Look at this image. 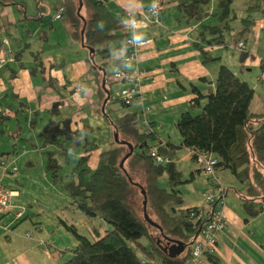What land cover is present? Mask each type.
Wrapping results in <instances>:
<instances>
[{"label":"crops","instance_id":"obj_1","mask_svg":"<svg viewBox=\"0 0 264 264\" xmlns=\"http://www.w3.org/2000/svg\"><path fill=\"white\" fill-rule=\"evenodd\" d=\"M8 1L23 3L27 17L23 19L12 4L0 6V54L6 49L12 56L22 51L18 62L0 69V164L4 163L5 169L16 168L14 163L23 158L27 167L35 160L36 153L39 160H43L44 153L55 154L58 149H63L67 163L64 164L62 158L56 157V160L66 167L64 173L72 180L74 160L91 149L87 153V166L93 170L99 153L113 141L110 122L125 113L135 115V127L139 133H143L142 123L148 125L155 143H147L146 147L177 146L180 137L174 124L178 116L188 111L196 97L213 91V82L221 65L253 90L249 111H264V91L259 88L264 85L258 82L260 75L264 76L261 69V66L264 68V19L260 16L259 0H233L236 20L229 23L231 30L224 35V44L220 46L209 44L206 37L198 41L199 27L209 22L208 17L201 23L186 26L176 21L179 18L175 9L178 0H165L157 24L134 32L135 40L150 42L136 53L135 66L144 73L138 98L121 109L115 108L119 102L113 99L117 87L106 78V88L111 94L102 104L105 96L100 95L101 77L96 78L89 72L86 62L89 54L81 42L73 38L69 17L62 15L59 20H51L54 12L63 7L64 0ZM96 1L118 19L122 29L117 34L126 33L127 38L131 35L126 28L128 20L145 15L152 2ZM36 4L42 9V16L37 17ZM247 8H256L251 13L253 24L246 33L239 35L238 21L244 17ZM211 9L212 3L208 11ZM80 14L83 16L84 12ZM238 43L243 45L242 49H237ZM105 45L107 49L104 50L110 55L107 61L116 57L122 59L130 51L123 45L118 54L113 53L115 43L98 47ZM197 45L215 60L204 63L197 52ZM99 63L96 58L95 64ZM111 67L112 71L118 69L113 64ZM95 80H98L97 84ZM204 103L205 99H199L198 107L191 113L197 114ZM53 109L57 118H53ZM53 119L58 124L54 133L63 131L61 136H57L59 147L41 148L40 133ZM69 134L76 137L65 140ZM118 138L122 140L124 137L118 135ZM172 162L181 173L182 180L187 181L177 189L181 205L167 208L172 218L180 219L188 209L203 208L202 196L211 185L200 174L189 150L176 151ZM25 174V177H16L17 169L6 175L0 171V188L13 190L16 196L18 194L11 199L12 208L0 215V264H59L70 256L67 251H72L77 244L65 226L72 227L87 239H95L103 233L94 228L93 222L107 231L105 226L108 225L100 219L79 217L70 203L61 212L55 200L45 201L38 193L25 191L21 180L24 183L26 179L30 181L29 173ZM215 175L220 186L231 189V192L222 196L223 203L219 208L225 217L226 227L218 235L211 257L216 264H264V212L254 219L247 218L232 192L243 190V186L226 170H217ZM164 183L166 185V179ZM19 211L22 213L19 220L23 221L15 226L14 216ZM53 211L59 214L55 215ZM27 233L29 238L25 237ZM202 264L210 263L205 259Z\"/></svg>","mask_w":264,"mask_h":264},{"label":"trees","instance_id":"obj_2","mask_svg":"<svg viewBox=\"0 0 264 264\" xmlns=\"http://www.w3.org/2000/svg\"><path fill=\"white\" fill-rule=\"evenodd\" d=\"M259 1L260 16L264 19V0ZM80 2L81 8L77 12L76 0H64L62 15L69 17L73 38H77L83 48L93 49V54L86 59L88 70L96 78L100 75V95L105 96L101 88V71L105 72L106 61L110 55L107 50H98V46L115 43L112 52L118 54L128 35L117 34L121 32V24L100 2ZM211 3L212 9L209 12ZM232 3L233 0H178L175 9L179 18L176 21L188 26L201 23L208 17L209 22L199 27L198 41L206 37L209 44L220 46L224 44V35L231 30L229 23L236 20ZM4 4L14 5L26 20L23 3L0 0V6ZM35 8L37 17L42 16L41 7L36 4ZM253 10L256 8H247L244 17L239 19V35L246 33L253 24ZM81 11L84 12L83 16ZM196 49L204 63L215 60L208 57L198 45ZM21 52L13 55L16 62L20 60ZM91 57L93 62L90 61ZM96 58L99 64H95ZM120 63L121 59L116 58L112 64L116 69L120 67ZM261 69L264 70L262 66ZM258 82L261 83L259 79ZM95 83L97 84L98 80H95ZM106 87L104 83V89L110 98L111 92ZM252 98L253 90L247 83L234 76L227 67L219 66L213 82V91L196 97L188 111L178 116L174 127L180 137L179 145L167 144L155 148L158 155L168 161L164 165L155 164L144 155L142 150L146 148L147 143L151 144L155 139L152 133L144 135L137 131L135 115L125 113L110 122L117 140L131 145V155L119 168L127 148L111 141L109 147L99 153L97 164L91 170L87 166V153L91 149H87L83 157L74 160L71 170L74 178L62 186L71 206L87 218L100 219L110 229L104 231L100 237L87 239L78 235L72 227L65 226L77 244L72 251H67L70 256L62 264H185L189 260L191 241L200 223L193 224L188 218V211L191 209L186 210L178 220L172 218L167 210L170 206L181 205L177 189L187 182L182 180L181 173L172 162L175 152L181 149L189 150L193 161L194 152L212 155L216 160L215 170L228 171L235 181L243 186L241 191H232L240 210L247 218H256L264 205V111H249ZM199 99H205V103L197 114H192L191 111L198 107ZM120 106L124 107L121 104ZM51 113L54 114L53 118H57L54 109ZM102 114L108 118L105 112ZM57 127V121L54 119L45 125L40 133L41 148L51 145L59 147L57 136H61L63 131L55 134ZM118 135L124 138L120 140ZM75 137L69 134L64 139L71 140ZM43 155L44 170L49 174L51 183L59 184V164L56 157L62 158L66 164L65 150L58 149L55 154L46 152ZM163 177L166 179V189L158 186V181ZM141 190L145 195V211L146 208L150 209L155 220L147 217L159 227L160 233L143 220L142 208L139 215L134 207V192L137 191L141 197ZM227 192H231V189L222 188V195ZM140 200L142 201V198ZM20 218L21 216L13 220L17 222L15 226L23 221L19 220ZM151 229L156 232L154 236L150 232ZM161 236L182 243V253L174 258L164 254L161 248L164 247L165 241ZM141 242H144V245ZM262 252L264 254V245ZM205 259L210 264H216L209 255L205 256Z\"/></svg>","mask_w":264,"mask_h":264},{"label":"built area","instance_id":"obj_3","mask_svg":"<svg viewBox=\"0 0 264 264\" xmlns=\"http://www.w3.org/2000/svg\"><path fill=\"white\" fill-rule=\"evenodd\" d=\"M165 0H152L149 7L146 9L145 15L140 14L139 17H131L126 25L132 37L125 39L124 46L130 51L121 59V67L114 70L110 84L117 87L116 92L113 94V99L121 105L129 106L136 101L140 89V80L143 74L135 66L137 50L149 44L148 40L137 41L133 35L135 31L145 30L150 25L157 24L159 12L162 10ZM63 13V9H57L54 12L51 20H58ZM6 45V43H3ZM242 44H237V49H242ZM6 49L0 54V69L6 64L13 63L12 54L8 53ZM259 81L264 84V76L259 77ZM143 134H151L150 129L146 123H142ZM145 156L151 159L155 164L164 165L168 161L158 155L155 148L146 147L143 150ZM194 155V162L205 180L211 184L202 196V209H193L188 211V218L192 223L199 222L200 229L193 236L190 246L189 260L185 264H202L205 256H211L215 252V245L217 237L225 229V219L221 214L219 207L222 206V188L215 175V158L208 153H192ZM5 168V164H0V171ZM15 171V168L12 170ZM16 195L13 191H8L0 188V215L3 214L10 206L11 199ZM261 212H264V205L261 207ZM20 213H16L14 219H18ZM195 226H193L194 229ZM6 230V228H3ZM25 237H30L26 234Z\"/></svg>","mask_w":264,"mask_h":264},{"label":"rangeland","instance_id":"obj_4","mask_svg":"<svg viewBox=\"0 0 264 264\" xmlns=\"http://www.w3.org/2000/svg\"><path fill=\"white\" fill-rule=\"evenodd\" d=\"M100 48H102V50L107 49V45L102 46V47H98V50ZM114 59L115 58H111L109 61H106L107 66L105 68V72L104 73H105V78L107 80H109V79L112 78V74H113L114 70L112 71V67H111L112 64L111 63H112V61ZM259 88H261L264 91V86L261 85V86H259ZM110 104H112L111 101H110ZM115 108L121 109L120 104L119 103H116L115 104ZM24 161H25L24 158L23 159H19L16 163H14V165L16 167L15 169L18 170V175H16V177H18V176L19 177L20 176L21 177H23V176L25 177V175H26L25 172H28L29 173L27 175V177L29 176L30 181L28 179H26L25 180V183H24L23 180H21V185H24L25 186V188H24L25 191H27V192L34 191V192L38 193V195H40L41 197H43L45 199V201L47 199H53V200H55L57 202V206L61 209V212H64L65 211L64 210V206L67 207V204H69V201H68V199L66 197L65 192L62 189V186L65 183H67V182H69L71 180V177H69L68 174L65 175V173H64L66 167L63 166V165H61V164H59V170H58L57 175L60 178V184L52 185L51 184L50 177H49V174L46 173L45 170H44L45 158H43V160H39L38 154L36 153L35 160L34 161H31L30 164H28L27 167L24 166ZM13 169H14L13 167L12 168H9L8 167L7 169L4 168L3 170H1V172L4 175H6L8 173H12L13 172L12 171ZM164 180H165L164 177L161 178L158 181V186L160 188L166 189V185L164 183ZM11 191H13V190H11ZM17 196H18V194H17ZM134 198H135L134 207H135L137 213L139 212V215H140L141 214V200H140L141 197L138 195L137 191L134 192ZM9 206L10 207L8 209L10 210L12 208L11 203L9 204ZM53 212H54L55 215H58L59 214V212L58 213H56L55 211H53ZM145 212H146V215L149 218H151V220L154 219V215H153V213H152V211L150 209H147L146 208V211ZM19 213H20V216H21V214H22L21 211H19ZM77 213H78L79 217H84L78 211H77ZM43 216L44 217L42 218V220H44V218H45V215H43ZM174 219L175 220H178L177 217H174ZM74 220H76V219H74ZM93 226H94L95 229H98V231L100 233L104 232V230H102V228H99L95 222H93ZM105 227H106V230H109L110 229L109 226H105ZM25 229H27L26 226H25ZM150 232L152 233L153 236L156 233L153 229H151ZM141 244L144 245V242H141ZM131 248L133 249V246H131ZM67 258L68 257H65L62 260V263H64L67 260ZM62 263H59V264H62Z\"/></svg>","mask_w":264,"mask_h":264},{"label":"water","instance_id":"obj_5","mask_svg":"<svg viewBox=\"0 0 264 264\" xmlns=\"http://www.w3.org/2000/svg\"><path fill=\"white\" fill-rule=\"evenodd\" d=\"M76 1H77V12H78L80 10V8H81V2H80V0H76ZM82 32H83V29H81V31H80V38L81 39H82V37H81ZM85 49L87 50L89 55L93 54V49H89V48H85ZM90 61L93 62V58L92 57L90 58ZM101 72H102L101 88L104 90V94H105V99L103 100V103H102L104 105L106 103V101L108 100V98H109V93L104 89V83H105L104 76H105V73L103 71H101ZM112 138H113L114 143L119 144V145H124L127 148V153L123 156V158L121 159V161L119 163V168H121L122 167V163L124 162V160H126L131 155L132 147H131L130 144H128V143H126L124 141H118L117 137H116V133H113ZM140 195H141V198H142L141 208H142V218H143V220L149 226H152V227L156 228L159 231V233H160L161 230L159 229V227L156 226L154 223H152V221L147 217V215L145 213L146 201H145L144 192L142 190L140 191ZM199 229H200V226L198 227L196 233L199 231ZM161 237L165 241L164 247L161 248V251L164 254H166L170 258H174V257L179 256L182 253V251H183V244L182 243H180L179 241H176V240L168 239V238L163 237V236H161Z\"/></svg>","mask_w":264,"mask_h":264},{"label":"bare ground","instance_id":"obj_6","mask_svg":"<svg viewBox=\"0 0 264 264\" xmlns=\"http://www.w3.org/2000/svg\"><path fill=\"white\" fill-rule=\"evenodd\" d=\"M132 35H130V37H131ZM12 58H13V62L15 61L14 60V57L12 56ZM7 65V64H6ZM193 155V154H192ZM168 159V158H167ZM216 171V170H215ZM211 185V184H210ZM192 210V209H191ZM221 210V209H220ZM221 214H222V216H223V219H225V217H224V215H223V213H222V211H221ZM226 227V226H225Z\"/></svg>","mask_w":264,"mask_h":264},{"label":"clouds","instance_id":"obj_7","mask_svg":"<svg viewBox=\"0 0 264 264\" xmlns=\"http://www.w3.org/2000/svg\"><path fill=\"white\" fill-rule=\"evenodd\" d=\"M61 8H62V7H61ZM60 18H61V17H60ZM60 18H59V19H60ZM59 19H58V20H59Z\"/></svg>","mask_w":264,"mask_h":264}]
</instances>
